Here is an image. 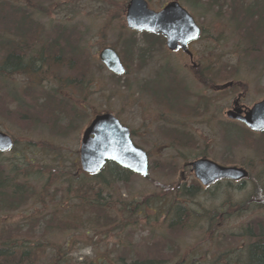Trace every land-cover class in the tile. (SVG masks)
<instances>
[{"label":"rangeland","instance_id":"rangeland-1","mask_svg":"<svg viewBox=\"0 0 264 264\" xmlns=\"http://www.w3.org/2000/svg\"><path fill=\"white\" fill-rule=\"evenodd\" d=\"M2 1L0 34L21 41L29 37L16 34L22 21L30 33L43 28L24 56L37 57L36 47L44 44L67 57L83 50L77 54L79 62H91L94 79L87 83L78 75L81 83L68 85L66 78L74 71L65 63L59 73L46 63L38 75L0 76V130L17 139L14 148L1 152L0 170L17 187L22 178L14 176L27 169L16 153L23 150L35 161L29 188L8 197L15 200L14 207L0 201V246L29 247L36 264H49L60 245L76 264H102L100 258L110 256L116 264L149 259L158 264L244 262L251 240L237 233L264 221V132L250 130L226 112L242 91L241 102L247 106L264 98V0H178L203 28L191 45L194 59L202 53L214 56L213 83L242 84L220 92L201 85L189 56L171 52L165 36L127 26L130 0ZM169 1L148 0L157 10ZM105 46L123 51L125 74L113 76L105 65L98 66ZM7 52V47L0 48V60ZM180 84L186 88L181 95ZM103 111L116 114L132 130L133 141L150 154L148 177L131 173L126 180H112L104 196L114 206L109 214L118 221L106 227H100L104 217L82 212L71 196L68 200L60 183L73 176L67 172H76L72 165L80 164L84 130ZM174 130L182 132L180 144L172 138ZM202 156L244 166L250 178L183 195V187L200 184L184 163ZM13 166L18 168L15 173ZM51 169L57 182L39 197ZM59 202H65L62 209ZM175 205L188 210L178 228L171 226ZM139 206L146 209L134 213ZM57 209L62 211L55 214Z\"/></svg>","mask_w":264,"mask_h":264},{"label":"trees","instance_id":"trees-1","mask_svg":"<svg viewBox=\"0 0 264 264\" xmlns=\"http://www.w3.org/2000/svg\"><path fill=\"white\" fill-rule=\"evenodd\" d=\"M3 1L0 3V9L2 8ZM25 20V19H24ZM35 33H30L31 29L28 30V26L26 23L22 21L19 27H17V35L22 36L29 34V41L28 38H24L21 41H15L17 39H12L7 34H0V48L7 47L8 52L5 55L3 59L0 60V76L1 77H7L8 75H13L17 73H28V74H40L43 71V68L46 67V63L49 64L50 67L54 69V72L57 73L58 71H61L63 69L62 65L65 63L66 66H68L69 71H74L72 75L70 74L66 79L68 80V85H75L81 82H77L76 76H80L83 82H93L94 76L92 73H90L91 68V62L89 60L80 61L77 56L82 53L81 51H75V56L67 57L63 56L59 51H56L54 49H51L47 47L45 44L42 45V47H36L37 48V57L34 56H24L30 48H28L30 45L35 44V36L36 34H41L38 32V30H43L41 26H39ZM259 31V29H257ZM27 33H23V32ZM257 37V35H256ZM133 41L130 37V43ZM28 45V46H27ZM19 46V47H18ZM27 46V47H26ZM150 51V48H149ZM122 53L123 51L120 50ZM122 60L124 61V57L122 55ZM79 62V63H78ZM105 67L104 64L99 61L98 66ZM129 65V64H128ZM51 68V69H52ZM52 69V70H53ZM59 73V72H58ZM58 75V74H57ZM116 76V74L113 73V76ZM120 77V76H119ZM86 86V84H84ZM175 98V97H174ZM173 102L176 103V100H173ZM174 136H172L173 140L176 143H181L182 141V132L174 130L172 132ZM17 142V139L15 140V144ZM15 146V145H14ZM14 148V147H13ZM1 154V152H0ZM17 156L23 157V166L27 169L24 173H21L17 177L14 176V178H22V182L18 183V186H14L13 184H9V178L5 177L0 170V201H3L1 203H5V205H11V207H14V203L12 201L15 200H9V196L16 198L15 195H22L23 191L27 190L29 188V179L30 176V170H31V164L34 161L33 158L29 157L25 151H20L19 153H16ZM24 155V156H23ZM57 156H55V159ZM60 159V158H59ZM58 159V162L60 163L61 160ZM3 162L0 160V165H2ZM77 167L76 172L72 173L70 170L67 172V174H73L71 177H63V180L60 181L62 185H64V193L68 197V200H71L72 198L76 199L75 205H78V209H80L82 212L89 210L90 213H93L96 215L97 219L99 217H104L105 222L100 227H106V226H112L115 222H117V218L111 214H109V211L114 210V206H110L111 202H106L105 200V192L110 189V184L112 183V180L114 178L126 180L132 171H130L127 168H124L120 166L119 164L115 162H109L105 168L100 171L97 174H88L84 172L81 169L80 164H76V161L73 162L72 167ZM17 167L13 166L11 168V173H15L17 171ZM54 172L51 169L48 173V179L45 183L42 185L41 192L42 197L47 195L48 189L53 187L54 184L57 182L56 177L54 176ZM81 175V177H80ZM92 175V176H91ZM19 187V188H18ZM203 188L202 185L198 184V186L193 185L189 187H183L182 192L183 195H191L196 194L199 192V190ZM21 189V190H20ZM23 190V191H22ZM46 191V194H45ZM36 194L35 192H32ZM38 194V193H37ZM71 196V197H70ZM7 198V200H6ZM19 199V198H18ZM18 202V200L16 201ZM67 202V201H66ZM62 203L65 202H59L57 204V207H62ZM71 203V202H70ZM67 204V206L70 205ZM72 204V203H71ZM137 207V206H136ZM263 207V206H259ZM62 209V208H60ZM55 210L54 213L57 214L59 211L62 210ZM120 210H124L125 207L119 208ZM146 208L140 207L134 212L142 213ZM175 211L176 217L171 222V226L178 228L182 227L184 222L183 218L188 214V210L182 206V205H175L171 207V211ZM126 211L130 212L128 208H126ZM125 211V212H126ZM127 212V213H128ZM76 218H82L81 215L75 216ZM76 219L74 218V221ZM110 228H105V230H109ZM118 228H115L114 230H117ZM237 235L245 238H249L251 241L248 245L247 254L244 260V264H264V221L261 220L256 226L249 225L246 229V231H240L237 233ZM69 241L67 242L66 246L68 247ZM63 248V246H62ZM61 245L56 247L54 257L51 258L49 264H76V261L71 256H66L64 253H62ZM34 253V252H33ZM29 247L20 246L19 244H5L3 246H0V264H36V260H30L32 256H34ZM66 253V252H65ZM110 260H107L105 258L102 264H116V260L114 257H109ZM129 264H158L157 261L149 259V260H134Z\"/></svg>","mask_w":264,"mask_h":264},{"label":"water","instance_id":"water-1","mask_svg":"<svg viewBox=\"0 0 264 264\" xmlns=\"http://www.w3.org/2000/svg\"><path fill=\"white\" fill-rule=\"evenodd\" d=\"M126 21L130 29L164 35L170 50H176L181 45L188 51V42L200 38L202 33L193 15L178 0L169 1L159 10L152 8L148 0H130ZM99 57L112 72H126V66L114 47L102 48ZM232 83L229 81L220 88ZM226 114L231 119L241 120L255 132H264V98L248 107L244 113L237 108L228 110ZM13 145V137L0 130V151H7ZM79 152L81 168L87 173H99L108 162H115L134 173L149 176L147 151L133 142L130 128L112 112H101L94 116L84 130ZM187 165L191 166L195 177L204 186L220 179L244 180L250 175L244 166L221 164L209 157L197 158Z\"/></svg>","mask_w":264,"mask_h":264},{"label":"flooded vegetation","instance_id":"flooded-vegetation-1","mask_svg":"<svg viewBox=\"0 0 264 264\" xmlns=\"http://www.w3.org/2000/svg\"><path fill=\"white\" fill-rule=\"evenodd\" d=\"M181 3V2H180ZM183 5V4H182ZM184 6V5H183ZM185 7V6H184ZM186 8V7H185ZM191 13V12H190ZM192 14V13H191ZM193 15V14H192ZM193 17L195 18V16L193 15ZM195 20H196V18H195ZM196 22H197V20H196ZM199 24V23H198ZM200 25V24H199ZM200 27H201V31H202V33H203V28H202V26L200 25ZM202 33H201V36H202ZM198 39H200V38H198ZM198 39H196V40H192V41H190V42H188V44H187V47H188V51H186V50H184L182 47H181V45H180V47L178 48V49H176V50H170V48L167 46V44H166V46H167V48L171 51V52H175V51H183V53L185 54V55H188L189 56V58H190V60H191V64H192V69H193V72H194V74H195V76H196V78L198 79V81L201 83V85H203V86H207L208 88L210 87V88H212V90H214V92H220V91H225V90H227V89H229V88H232V87H234V86H242V84L241 83H237L236 81H234V80H231L233 83L232 84H230V85H228L227 87H225V88H220V85H222V84H218V83H213L212 81L215 79V68H214V66H215V62H214V56H208V55H206L205 53H202L201 55H198V61H196L194 58H195V56H196V53L191 49V45L193 44V42H195V41H197ZM165 40H166V37H165ZM200 56V57H199ZM206 59H208V60H206ZM216 62H217V59H216ZM126 68H127V66H126ZM184 79V78H183ZM203 79H204V81H203ZM216 80V79H215ZM214 80V81H215ZM229 82V81H228ZM183 83H185V82H183ZM227 83V82H226ZM223 84H225V83H223ZM181 86V87H180ZM180 86H178L177 88H179V90H180V94L179 95H181V94H183L185 91H186V88H184L181 84H180ZM183 87V88H182ZM245 92H240L239 93V95L237 96V98L236 99H234V102H233V104H232V106H231V108L230 109H237V108H239V109H241V110H243V113H244V111L248 108V107H250V106H247V105H245V104H243L242 102H241V100H242V98H243V96H245V94H244ZM166 95V94H165ZM229 109V110H230ZM232 120H236V121H240V122H242L241 120H238V119H232ZM243 124H245L244 122H242ZM246 125V124H245ZM247 126V125H246ZM248 127V126H247ZM249 128V127H248ZM250 129V128H249ZM250 130H252V129H250ZM131 133H132V130H131ZM149 153V152H148ZM149 156H150V154H149ZM202 157H208V156H202ZM200 158V157H199ZM197 159V158H196ZM190 162V161H189ZM189 162H186V163H184V166L185 167H190V170H191V172H193L192 171V169H191V166H189V165H187ZM185 171H183L182 172V176H184L185 175ZM222 181H226V182H228V183H231V184H235V183H238V182H235L234 180H232V179H220V180H218V181H216V182H214L213 184H215V183H218V182H222ZM212 184V185H213ZM211 186V185H210ZM203 187H205V186H203Z\"/></svg>","mask_w":264,"mask_h":264},{"label":"bare ground","instance_id":"bare-ground-1","mask_svg":"<svg viewBox=\"0 0 264 264\" xmlns=\"http://www.w3.org/2000/svg\"><path fill=\"white\" fill-rule=\"evenodd\" d=\"M238 262V264H244L241 260H239V261H237Z\"/></svg>","mask_w":264,"mask_h":264}]
</instances>
